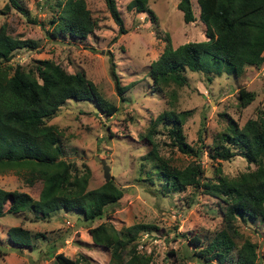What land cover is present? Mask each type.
<instances>
[{
  "label": "rangeland",
  "instance_id": "1",
  "mask_svg": "<svg viewBox=\"0 0 264 264\" xmlns=\"http://www.w3.org/2000/svg\"><path fill=\"white\" fill-rule=\"evenodd\" d=\"M64 1L0 0V28L14 38L36 44L34 49L15 51L7 64L10 73L17 65L35 71L37 60L48 59L70 73L82 71L117 107L113 115H106L94 100L68 98L46 123L56 126L62 158L75 164L77 179H86L88 189L106 181L101 164L104 160L111 179L125 191L107 218L93 222L84 221L83 213L65 210L42 219H35L31 212L5 214L0 217V264H59L54 258L59 252L74 260L84 255L94 264H108L110 250L95 245L89 233L90 227L104 220L116 229L147 224L148 231L138 235L137 246L150 257V264H202L183 255L186 247L194 249L189 238L200 236L204 245L221 226L216 199L158 176L147 158L149 147L141 135L161 111L174 109L181 117L182 139L192 152L186 154L173 146L160 124L152 133L159 156L179 168L199 160L206 177L217 175V168L229 176L246 170L248 163L239 154L229 160L210 157V144L231 120L242 126L264 111V62L259 68L245 67L239 76L225 71L207 75L184 69L187 83L177 88L176 101L171 104L166 90L152 86L147 71L166 45L175 48L206 39L205 25L197 18V0H190L196 17L193 22L183 20L177 8L179 0H148L146 12L128 10L130 0H114L126 30L121 35L106 0H84L95 23L94 30L83 39L61 34L53 38L50 20L58 18V2L62 5ZM111 66L119 85L129 84L121 95ZM239 88L254 92V100L247 107H239ZM202 142L207 147L196 158L194 153ZM39 186V181L28 185L12 171L0 174V187L8 191H23L36 198ZM236 225L243 236L255 243L259 264H264L263 223L257 219L238 220ZM13 226L29 230L30 246H18L9 240L7 231ZM235 257L233 250L223 264H234Z\"/></svg>",
  "mask_w": 264,
  "mask_h": 264
},
{
  "label": "trees",
  "instance_id": "2",
  "mask_svg": "<svg viewBox=\"0 0 264 264\" xmlns=\"http://www.w3.org/2000/svg\"><path fill=\"white\" fill-rule=\"evenodd\" d=\"M147 2L130 0L126 8L146 12L149 11ZM197 4V18L205 25L206 39L175 48L166 45L148 67L152 86L159 91L166 90L171 104L176 101L177 88L187 83L184 69L207 75H220L225 71L239 76L245 67L259 68L264 62V0H197ZM58 5L61 6L58 18L50 20L54 26L51 37L61 34L83 39L94 30L95 23L84 0H65ZM106 5L118 25V34H124L126 30L114 0H106ZM177 8L182 11L185 22L196 20L190 0H179ZM35 47L34 41L14 38L0 28V174L12 171L28 185L40 182L36 198L23 191L0 187V217L7 213L31 212L35 219H42L57 210H65L83 213L86 222L107 218L125 188L110 179L97 188L88 189L86 179H77L75 164L62 158L56 126L46 122L68 98L94 100L106 115H113L117 107L100 94L82 71L70 73L48 59L37 60L35 71H26L17 65L10 73L7 63L14 52ZM110 70L116 78L113 66ZM115 82L121 95L129 84L120 86L117 78ZM254 97V92L239 88V107H247ZM160 124L173 146L186 154L192 152L182 139L181 117L174 109H165L150 120L141 135L148 144L147 158L154 171L167 181L174 180L216 199L222 219L221 226L206 244L201 245L200 236L189 238L194 249L186 247L183 257L198 259L202 264L212 261L223 264L235 250L234 264H259L255 243L239 232L236 223L257 219L264 225V111L256 118L247 119L242 126L231 120L213 137L210 157L229 160L239 154L247 161L248 168L234 176L217 168V175L206 177L197 159L184 168L171 165L157 154L153 141V130ZM203 131L204 126L199 130L200 140ZM204 147L207 145L202 142L194 153L196 158ZM148 228L147 224L136 223L116 229L104 220L90 227L89 233L95 245L110 250L108 264H150V257L137 246L138 235ZM7 233L15 245L32 244L28 229L13 226ZM54 258L59 264H94L84 255L74 260L59 252Z\"/></svg>",
  "mask_w": 264,
  "mask_h": 264
},
{
  "label": "water",
  "instance_id": "3",
  "mask_svg": "<svg viewBox=\"0 0 264 264\" xmlns=\"http://www.w3.org/2000/svg\"><path fill=\"white\" fill-rule=\"evenodd\" d=\"M101 164H102L103 176H104L105 180H110L111 174L109 171V166L105 163L104 160L101 161Z\"/></svg>",
  "mask_w": 264,
  "mask_h": 264
},
{
  "label": "crops",
  "instance_id": "4",
  "mask_svg": "<svg viewBox=\"0 0 264 264\" xmlns=\"http://www.w3.org/2000/svg\"><path fill=\"white\" fill-rule=\"evenodd\" d=\"M25 213V212H24ZM18 214H20V213H18Z\"/></svg>",
  "mask_w": 264,
  "mask_h": 264
}]
</instances>
